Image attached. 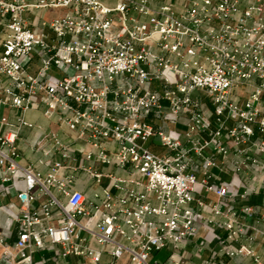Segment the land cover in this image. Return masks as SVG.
Instances as JSON below:
<instances>
[{
    "label": "built area",
    "instance_id": "obj_1",
    "mask_svg": "<svg viewBox=\"0 0 264 264\" xmlns=\"http://www.w3.org/2000/svg\"><path fill=\"white\" fill-rule=\"evenodd\" d=\"M37 10L63 12L40 19ZM0 27V195L23 182L18 203L4 204L16 236L9 245L0 235L1 257L190 264L177 250L205 221L225 232L213 236L217 253L264 264L243 242L264 235L248 223L256 212L246 203L264 187V0H0ZM195 90L211 97L212 111L191 98ZM39 107L47 126L26 116ZM183 114V133L148 120L177 123ZM23 130L36 133L34 164L19 161ZM151 137L168 152L145 147ZM191 154L202 159L200 180L188 172ZM212 168L250 182H210ZM198 186L216 201L196 198ZM200 264H219L216 253Z\"/></svg>",
    "mask_w": 264,
    "mask_h": 264
},
{
    "label": "crops",
    "instance_id": "obj_2",
    "mask_svg": "<svg viewBox=\"0 0 264 264\" xmlns=\"http://www.w3.org/2000/svg\"><path fill=\"white\" fill-rule=\"evenodd\" d=\"M47 12L51 14H57L63 12L62 10H47ZM132 14H134L132 12ZM46 31L51 34V31L49 29H46ZM2 35V30L0 27V37ZM51 37V36H50ZM38 70V57L37 55H34L32 61L29 64V71L33 74H35ZM61 74L60 71L56 68H51L49 71V74L52 76H57L56 74ZM157 85V83H155ZM28 119L35 123L42 124L44 126L48 125V121L41 115V107L37 110H32L26 114ZM186 115L183 114L182 118L179 122L176 123L177 127H180L182 129H176L169 125V122L164 121L163 117H149V122L153 125L155 128H163L166 131L173 130L179 133H183L185 131V125L184 122L186 120ZM175 125V124H174ZM207 136V135H203ZM36 138V133L34 131L29 130H23V139L18 142V148L20 150V164L27 165V164H34L37 155L34 153H31L29 151V143L33 141ZM222 140L226 141L227 137L225 135L222 136ZM150 146H152L154 149H158L161 151V154H158L154 152L152 149L148 148L151 152L163 155L166 154L168 151L161 150L164 147L155 144L154 141H151ZM185 146H188V144H185ZM83 143L80 141H77L73 144V148L79 152L82 150ZM204 156H208L213 158L216 163H220V156L214 152H212L209 149H206L204 151ZM229 162L234 160L233 155V149L230 151V155L228 158ZM202 159L199 157H196L195 155L191 154V164L188 168V172L193 173L196 175L197 179H201L203 177V173L201 171L200 165H201ZM212 178L209 180L210 182L219 184H248L250 181L249 179L242 174H234L231 172H223L220 171L218 168H212L210 169ZM118 174L125 175L123 172H118ZM90 180L84 179L83 177H80L79 180H77V187L79 189L84 190L89 195V186ZM23 187V182L21 179H16L13 181L12 185H10L7 189V191L3 192L0 195V235L4 238V241L6 244L12 245L15 241L16 236V224L11 220L8 211L5 209L4 204L8 202L18 203L16 198V192L20 190ZM195 197L200 198L202 201H204L206 204H209L211 202L216 201L215 195H213L210 192L205 191L202 187L198 186L196 187L195 191ZM247 204L251 205L255 209V215L251 221H248V223H253V225L258 226L261 229H264V187H262L258 192L252 193L249 195L246 201ZM241 202L235 203L236 207H239ZM201 215L205 217H209L210 214L204 210L199 211ZM221 220V219H217ZM258 222H257V221ZM250 232V231H249ZM218 233L221 236L225 235V232L222 230V228L216 226L213 223H207L205 221H199L198 223V233L189 241L184 242L181 244L179 249L177 250L178 253L183 254L186 259L189 261L190 264H200L203 259L208 258L212 252L216 253V260L219 264H254L252 259L246 256L238 255L234 258L226 257L223 254L217 253V250L219 248L216 240L213 238L214 234ZM245 244H247L253 252L260 257L262 261H264V235H257L256 239L252 242H248L247 240H243ZM239 245V243H233L231 246L233 248H236ZM1 253V251H0ZM168 252H164L162 255L163 258L167 256ZM0 264H9L7 259L0 256Z\"/></svg>",
    "mask_w": 264,
    "mask_h": 264
},
{
    "label": "rangeland",
    "instance_id": "obj_3",
    "mask_svg": "<svg viewBox=\"0 0 264 264\" xmlns=\"http://www.w3.org/2000/svg\"><path fill=\"white\" fill-rule=\"evenodd\" d=\"M55 14H51V13L47 12L46 10H37L35 12V15L37 17H39L40 19H50ZM50 36L53 37V34L51 33ZM56 75L57 76H61V74H59V75L56 74ZM190 96H191V98L193 100H196V101L200 102L202 108H207L210 111H212V109H213L212 99H211V97L204 90H195V91H193L191 93ZM169 125L172 126L173 128H176V129H182L180 127H177L176 126V123H173V122H169ZM151 141L152 142L154 141L155 144H158V143H156L157 142V139L151 137V138H149L145 142V147L152 149L154 152H156L158 154H161V151H159L158 149H154L152 146H150ZM161 150H164L165 151L166 149L165 148L164 149L162 148ZM96 168H97V170H101V171H113L114 170V168L111 167V166H98ZM164 252H166V250H162V251H160L158 253H155L154 254V258H156V259H163L162 255L164 254ZM70 260H73V259L71 258ZM71 264H73V263H71Z\"/></svg>",
    "mask_w": 264,
    "mask_h": 264
}]
</instances>
